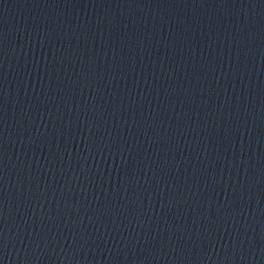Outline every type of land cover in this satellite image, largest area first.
Instances as JSON below:
<instances>
[{
  "label": "water",
  "instance_id": "obj_1",
  "mask_svg": "<svg viewBox=\"0 0 264 264\" xmlns=\"http://www.w3.org/2000/svg\"><path fill=\"white\" fill-rule=\"evenodd\" d=\"M44 4H97L176 13L264 35V0H0V8Z\"/></svg>",
  "mask_w": 264,
  "mask_h": 264
}]
</instances>
